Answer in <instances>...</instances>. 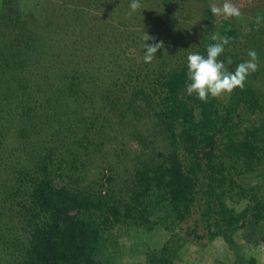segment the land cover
<instances>
[{"label": "trees", "instance_id": "16d2710c", "mask_svg": "<svg viewBox=\"0 0 264 264\" xmlns=\"http://www.w3.org/2000/svg\"><path fill=\"white\" fill-rule=\"evenodd\" d=\"M256 1L244 31L236 18L212 15L223 0H140L131 15V0H76L69 10L44 5L45 17H28L22 0H0V264H119L113 231L161 223L190 222L188 235L221 236L235 252L238 231L248 244L264 240V94L256 83L264 21L255 23L264 9ZM55 10L67 26L49 17ZM158 13L209 19L181 47L206 56L213 36H228L219 59L229 71L250 49L259 70L225 99L188 96V55L176 57L170 39L146 64L125 52L144 55L147 32L123 39L112 31ZM174 242L143 264H177ZM244 258L256 264L243 254L239 264Z\"/></svg>", "mask_w": 264, "mask_h": 264}, {"label": "rangeland", "instance_id": "374dc122", "mask_svg": "<svg viewBox=\"0 0 264 264\" xmlns=\"http://www.w3.org/2000/svg\"><path fill=\"white\" fill-rule=\"evenodd\" d=\"M20 7L24 12H27L28 17H33L35 12L36 17H45L43 12L44 5H54L56 7H63L69 10L71 6L70 1L76 0H22ZM251 0H232L242 12L239 18H236L239 25L245 31L248 28L249 21L255 17V11L253 9ZM261 8L264 9V0L261 2ZM222 4V3H221ZM252 4V5H251ZM251 5V6H250ZM86 9L87 6L83 5ZM30 9V10H29ZM33 11L32 13H28ZM68 13V11H67ZM55 21L56 26L59 24V20L62 18L65 22V26L70 23L69 17H62L59 10L50 12V16ZM145 19V17H143ZM148 18V17H147ZM150 21L146 23L144 20L133 21L127 20L126 23L114 25L112 30L114 33L118 29L122 31V35L126 39L129 37L132 31H145L151 37H153L155 43L163 42V47L169 46L176 47V57H180L181 53L188 55L192 52L193 48L190 46L181 47L182 42L180 39H194L197 34L204 27L205 23L209 19L204 17H165L162 14H157V17H151ZM221 17H216V20ZM69 31L71 29H68ZM50 31V30H49ZM46 32V31H45ZM52 32V31H50ZM61 33L58 30H53L52 34L58 36ZM129 33V34H128ZM50 35V34H49ZM64 35V32L63 34ZM142 37V35H141ZM170 39L167 43L164 40ZM177 41L178 44H172L171 41ZM166 43V44H165ZM149 44V43H147ZM152 44V43H151ZM125 55L131 58H142L143 55L139 54V51L134 48H128ZM109 76L104 75V79ZM111 78H109L110 80ZM256 83L260 91L264 94V76H259ZM9 142H12L9 140ZM136 142H131V147L127 148L130 155L132 150L137 148ZM160 146V145H159ZM124 156H122L123 159ZM122 171H119V175ZM118 182L117 188L120 187ZM113 186V184H112ZM114 187V186H113ZM246 200H242L235 204L237 209L244 206ZM164 223L155 225L152 229H145L138 226H129L126 230L122 229L120 234L113 231L111 237L116 249L117 263L119 264H143L146 260V254L152 249H159L168 240L174 239V245L178 246L176 252L178 254L175 258L177 264H239L238 257L243 254L245 257H253L256 264H264V240L257 244H248L243 236L242 232L238 231L234 234V239L237 243L236 252L230 248L225 240L219 236L212 241H206L205 239L193 238L192 234L188 235L190 222L181 223L175 226L173 229L165 228ZM244 264H247L246 258H244Z\"/></svg>", "mask_w": 264, "mask_h": 264}, {"label": "clouds", "instance_id": "9594fccd", "mask_svg": "<svg viewBox=\"0 0 264 264\" xmlns=\"http://www.w3.org/2000/svg\"><path fill=\"white\" fill-rule=\"evenodd\" d=\"M129 8V15H131L140 11L143 5L140 0H131ZM211 13L213 16L225 18H239L242 15L241 9L232 0H223L221 5H213ZM262 21H264V16L258 15L255 18L257 24ZM141 39L142 47L145 50L141 59L144 63L150 64L156 59L157 50L163 48V42L144 43L154 39L144 32ZM212 39L218 42L207 47L206 56L189 53L186 58V93L188 96L195 95L203 103H207L210 97L222 100L230 97L236 89L243 90L248 77L259 70L258 54L254 49H250L247 53L248 60L239 63L234 71H229L224 61L219 57L225 52V46L229 45L232 38L217 34ZM228 63H232L230 58Z\"/></svg>", "mask_w": 264, "mask_h": 264}]
</instances>
